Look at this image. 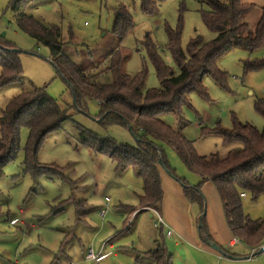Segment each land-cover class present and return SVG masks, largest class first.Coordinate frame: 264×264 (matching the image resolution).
<instances>
[{
	"label": "rangeland",
	"instance_id": "obj_1",
	"mask_svg": "<svg viewBox=\"0 0 264 264\" xmlns=\"http://www.w3.org/2000/svg\"><path fill=\"white\" fill-rule=\"evenodd\" d=\"M11 1L0 0V42L11 43L21 50L23 75L20 81L0 89V115L13 97L38 87L46 88L50 96L70 108L71 117L45 137L38 153L40 163L63 169L57 176L54 172L51 177L44 174L35 178L25 171L30 129L26 125L21 129L19 153L6 164L0 178V264H155L146 252L160 245L168 250L174 264H264V252L251 256L255 251L241 239L235 246L223 244L226 253L213 250L203 240L200 219L203 215L207 218L209 201L212 208L214 203L206 195V183L201 189L204 211L198 204H190L187 211L193 221L191 237L182 236L169 225L164 207L155 211L140 206L143 178L131 168L118 169L106 154L83 143L79 126L110 136L116 146H136L135 137L128 128L101 124V108L96 100L87 99L84 110L75 107L72 86L60 74L49 48L18 27L16 14L9 7ZM244 2L253 5L247 21L255 26L264 13V0ZM120 5L127 7L135 23L121 42L113 33ZM209 8L202 0H165L157 12L145 14L141 0H33L25 11L45 23L61 26L63 52L79 67L95 66L119 47L127 56L123 70L135 75L145 69V88H156L160 79L146 42L155 44L165 63L178 73L179 67L167 47L168 28L176 29L182 18L184 50L193 38L209 42L216 36L203 20V10ZM261 59L264 43L257 50H231L218 62L226 73V85L207 74L204 85L208 97L192 93L190 105L183 107L181 114L167 113L162 119L193 141L199 155L226 156L241 143H225L215 133L217 127L231 129L237 120L260 131L264 129V116L255 109V102L264 99V68L247 71L245 67L246 61ZM159 145L177 176L169 175L184 178L190 185L202 181L170 144L160 141ZM211 193L216 197L215 187ZM242 208L253 220L264 218V196L253 200L251 194H246ZM103 209H107L104 217L100 215ZM160 219L173 229L172 237L167 235L169 227ZM104 243H107L104 252L108 253L105 258L100 261L85 258L90 246L98 252Z\"/></svg>",
	"mask_w": 264,
	"mask_h": 264
},
{
	"label": "trees",
	"instance_id": "obj_2",
	"mask_svg": "<svg viewBox=\"0 0 264 264\" xmlns=\"http://www.w3.org/2000/svg\"><path fill=\"white\" fill-rule=\"evenodd\" d=\"M32 1L12 0L9 7L16 14L18 27L49 48L60 74L72 86L75 107L84 110L87 99L96 100L101 108V124L128 128L135 137L136 146H116L110 136L79 126L83 143L98 153L106 154L116 162L118 169L131 168L143 178L140 206L159 210L164 199L161 171L176 175L175 168L159 145L160 141L166 142L190 170L202 177L197 185H190L184 178H176L184 184L188 201L200 205L204 211L205 198L201 189L206 181H212L222 199L234 237L249 247L264 245V218L253 220L242 208V193L251 194L253 200L264 196V177L259 176L264 169V129L260 131L248 122L237 120L231 129L217 127L215 133L220 134L225 143L239 142L241 146L232 149L226 156H204L197 153L193 141L187 140L180 130L162 119L167 113L181 114L183 107L190 105L192 93L207 98L204 85L207 74L221 85H226V73L220 69L219 60L235 48L257 50L263 45L264 13L260 21L252 26L247 21V15L253 5L244 0H202L210 7L203 10V20L209 29L216 32V36L209 42H204L201 37L193 38L184 50L181 45L182 18L176 29L168 28L167 47L179 67L178 73L165 63L155 44L146 42L160 85L145 88L147 71L144 69L135 75L124 71L123 63L127 56L119 47L90 68H82L72 62L62 49L61 26L45 23L25 11ZM164 1L141 0V7L145 14H153ZM116 12L113 33L121 42L135 23L126 6L120 5ZM15 49L11 43L0 42V89L22 78L23 65ZM245 67L247 71H260L264 68V59L246 61ZM69 109L50 96L46 88L33 87L13 97L0 115V178L4 175L6 164L15 160L19 153L21 129L25 125L30 129L25 171L31 172L35 178L44 174L51 177L54 172V176L62 174L63 169L40 163L38 153L45 137L71 117ZM255 109L264 116V99L255 102ZM201 236L204 241L215 243L208 233L206 215L202 217ZM146 255L155 264H174L163 245L147 251Z\"/></svg>",
	"mask_w": 264,
	"mask_h": 264
},
{
	"label": "crops",
	"instance_id": "obj_3",
	"mask_svg": "<svg viewBox=\"0 0 264 264\" xmlns=\"http://www.w3.org/2000/svg\"><path fill=\"white\" fill-rule=\"evenodd\" d=\"M197 175L199 176V174ZM161 177L164 190V199L161 208L164 207L165 209H167V216L171 223L169 225H171L173 229L175 228L177 230L176 232H178L182 236L191 237L193 221L188 215L187 211L190 207L189 205L193 203H190L186 198L184 194V188L180 184L181 182H179L178 179L169 175L165 170L161 171ZM205 183L206 185H208V191L207 194H205L207 195V197L209 194L214 200L213 208L210 206L209 201V214L206 218L208 233L212 237V240L219 246H222L223 244L230 245L231 241L234 240L235 237L232 233V230L230 229L220 194L216 188V185L212 181H206ZM205 183L203 184L202 188L205 186ZM213 187H215L217 191L216 197H213L211 193V188ZM197 220L198 219H196V223L198 224ZM235 245L237 244L235 243L232 246ZM102 246L100 247L99 251L101 250ZM106 246L107 244L104 248H106ZM257 248L251 247L252 251L257 250ZM106 255H108V253H105V255L100 260L105 258Z\"/></svg>",
	"mask_w": 264,
	"mask_h": 264
},
{
	"label": "built area",
	"instance_id": "obj_4",
	"mask_svg": "<svg viewBox=\"0 0 264 264\" xmlns=\"http://www.w3.org/2000/svg\"><path fill=\"white\" fill-rule=\"evenodd\" d=\"M259 176L264 177V169H262V171L259 172ZM242 196H246V194L245 193H242ZM106 201H107V207H109L108 202L110 201V199L107 197L106 198ZM106 213H107V209H103V210H101L100 215L102 217H104L106 215ZM160 220L162 221L163 225L168 226L164 222L163 219H160ZM168 227H169V230L167 232V235L168 236H171L173 234V229L170 226H168ZM238 241H240L239 238H234V240L231 241L230 245H233V244L237 243ZM106 244L107 243H104L103 244V246H102V248H101V250L99 252H96L95 249H94V247L93 246H90L89 249H88V251H87V253H86V255H85V258L87 260L99 261L105 255V253L103 251L105 250L104 247H105ZM218 257L221 258L222 256L219 255ZM69 264H73V263L70 262Z\"/></svg>",
	"mask_w": 264,
	"mask_h": 264
},
{
	"label": "water",
	"instance_id": "obj_5",
	"mask_svg": "<svg viewBox=\"0 0 264 264\" xmlns=\"http://www.w3.org/2000/svg\"><path fill=\"white\" fill-rule=\"evenodd\" d=\"M15 51L16 52H21V50L20 49H15ZM168 172V171H167ZM169 173V172H168ZM204 216V215H203ZM202 216V217H203ZM201 225H202V218L200 219V225H199V230H201ZM207 242V244L211 247V248H213L214 250H216V251H218V252H220V253H226L225 251H224V249L221 247V246H219L218 244H216V243H212V242H208V241H206ZM264 252V245H262V246H260V247H258V249L257 250H255V252H253L252 253V255L251 256H256V255H258V254H260V253H263ZM228 257H230V258H235V259H238V257H236V256H231V255H227ZM251 256H248V258H250Z\"/></svg>",
	"mask_w": 264,
	"mask_h": 264
}]
</instances>
